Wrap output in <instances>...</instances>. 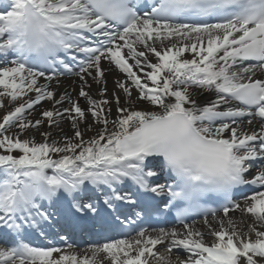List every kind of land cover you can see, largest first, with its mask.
<instances>
[{
  "label": "bare ground",
  "instance_id": "1",
  "mask_svg": "<svg viewBox=\"0 0 264 264\" xmlns=\"http://www.w3.org/2000/svg\"><path fill=\"white\" fill-rule=\"evenodd\" d=\"M28 1L55 19L65 38L73 37L74 27L93 28L84 25L86 20L78 13L82 8L76 0ZM17 28L16 21L9 26L13 35ZM135 30L138 34L133 32L132 38L113 36L112 48H102L105 42L84 46L85 57L78 60L70 56L74 67L69 68L68 75L53 78L10 64L0 37L1 137L10 141L22 137L32 146L37 143L39 153L45 155L38 189L55 194L60 205L72 190L64 181L79 177L80 183L100 171L115 180L118 170L111 169L110 162L119 159L118 143L142 123L180 110L201 122V110L222 104L216 103V90H229L248 77L238 78L241 70L228 59L220 60L222 55L207 59L222 38L220 29L197 32L143 22ZM90 32L92 40H102L101 33ZM196 71L203 75L201 79H196ZM252 75L255 77L257 70L253 69ZM153 93L160 98V106L152 102ZM170 93L177 94L179 100ZM230 125H215L209 130L228 142L234 137L240 142L244 135V142L248 138L254 141L251 145L260 140L261 133L264 136V128L253 120ZM29 187L22 183L23 190ZM236 205L231 215L218 220L198 222L188 230L146 233L130 242H111L105 249L94 245L27 251L21 261H16L17 251L3 252L0 246V264H191L194 256L204 259L202 264H214L224 256L229 264H264V192ZM12 208L14 215L20 216V209ZM7 210L0 204L1 215ZM163 247L186 253L180 258L160 251ZM224 250L227 253L223 256Z\"/></svg>",
  "mask_w": 264,
  "mask_h": 264
},
{
  "label": "rangeland",
  "instance_id": "2",
  "mask_svg": "<svg viewBox=\"0 0 264 264\" xmlns=\"http://www.w3.org/2000/svg\"><path fill=\"white\" fill-rule=\"evenodd\" d=\"M152 102L157 106L161 105V101L158 98L153 97ZM52 127H54V125H52ZM3 128L4 123L1 122L0 169L2 170V173L7 174L9 177L8 179L10 180L17 176V180H20V182L23 179H27L30 182H37L44 171L42 161L45 158V155L39 153L40 149L36 142L32 146L28 140L22 137L17 138L15 141L4 139L1 137V131ZM12 129L13 128L9 130L11 131ZM47 137H49V135ZM15 172H17V175L14 174ZM160 251H163V249Z\"/></svg>",
  "mask_w": 264,
  "mask_h": 264
}]
</instances>
